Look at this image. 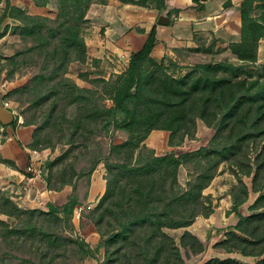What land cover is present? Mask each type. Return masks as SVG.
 Wrapping results in <instances>:
<instances>
[{"label":"trees","instance_id":"16d2710c","mask_svg":"<svg viewBox=\"0 0 264 264\" xmlns=\"http://www.w3.org/2000/svg\"><path fill=\"white\" fill-rule=\"evenodd\" d=\"M49 1L34 0L40 6ZM106 1L55 0L59 9L54 18L27 13L6 1L5 15L20 21L14 29L24 42L12 57L29 56L31 59L22 62L34 67L25 83L4 94V98L17 94L12 98L21 104L18 115L24 118L22 124L34 125L29 149L36 150L41 142L50 146L51 134L43 133L51 127L58 133V140L65 138L70 144L66 152L74 147L81 150L62 167L59 176L50 170L43 176L49 189L60 191L65 185L71 186L61 205L48 202L47 210L23 209L0 190V212L17 219L12 225L0 219V264H63L51 250L59 242L65 246L70 241L83 255H71L64 264H81L85 257L95 256V250L77 235L73 215L77 206L87 208L90 176L100 163L106 171L105 189L96 207L88 211L100 234L99 245L106 251L99 264H185L163 228L187 227L197 215L210 213L205 210L202 190L222 161L231 163L241 174L249 176L253 172L252 189L264 190V81L257 89L252 88L257 80L235 81L242 72L241 65L198 63L180 78L171 76L166 72L164 57L158 61L151 56L157 41L153 25L143 45L131 52L126 70L106 81V96L78 86L66 76L71 58L84 60L86 56L81 26L87 8L93 2ZM120 1L145 5L137 0ZM160 1L157 8L164 5V0ZM258 9L261 16L256 18ZM239 11L240 38L231 42L230 48L241 63L253 62L258 41L264 36V0H242ZM48 99L52 103L46 114L36 120V106ZM73 106L77 112L70 117ZM18 115L3 125L14 129ZM197 118L215 128L212 140L198 150L181 155L171 150L158 155L145 143L152 130L164 129L169 131L168 144L179 145L175 137L187 133ZM118 133L123 137L115 141ZM250 145L257 151L254 169ZM66 155L47 163L49 168L65 161ZM183 157L193 161L195 167L185 186L178 182ZM238 192L243 197L237 198L231 211L237 216L235 226L241 234L228 231L223 241L225 249L259 257L255 264H264V210L244 216L237 205L249 194L247 184L240 181ZM249 208L264 209V192ZM190 238L194 251H199L202 245L187 231L182 244H188ZM205 264L245 263L212 258Z\"/></svg>","mask_w":264,"mask_h":264},{"label":"rangeland","instance_id":"374dc122","mask_svg":"<svg viewBox=\"0 0 264 264\" xmlns=\"http://www.w3.org/2000/svg\"><path fill=\"white\" fill-rule=\"evenodd\" d=\"M6 1H0V102L3 101L4 103L8 101L10 107L14 109L15 116H17L18 111L21 109V104L13 99L17 94H9L8 98H4V94L25 83L29 76H31L34 67L22 62V60L28 61V59H31L29 56H26L28 59L22 55L16 58L12 57L18 49L24 46V42L18 34L17 29H14L17 25H20V21L5 15ZM54 1L50 0L46 5L40 6L36 5L34 0H9L11 4L24 9L27 13L41 14L51 18L56 17L59 9ZM137 2H144L145 5L142 6L156 8L157 10L166 7L157 8L161 2L160 0H137ZM100 8L101 6H89L87 8L81 26L86 45V56L84 60L71 58L65 69V74L78 86L96 89L106 96L109 89V84L106 81L109 82L126 70L131 52L136 51L135 49H139L143 45L153 25L146 24V13L141 12L142 9L137 6H117L114 11ZM260 12V9L256 11V18L261 16ZM175 16H177V12L173 13V22L175 21ZM115 19L118 21H115ZM198 21H201V19ZM183 24V22L179 24V30L176 32L174 30L175 22L172 24L173 29L161 31L158 47H153L154 49L151 51V56H154L158 61L164 57L166 72L169 75L180 78L198 63L224 61L237 67L241 65L239 69L242 72L235 81L242 78H246L248 81L257 80L258 84L252 86L254 89H257L260 83L263 84L264 36L258 41L256 61L241 63L242 61L238 59L237 55L230 48L231 38L229 36L223 35L218 37L212 32L202 30L201 33H198L196 31L194 36L197 37V46L189 47L187 44H184L185 41L187 42V40L191 39V34L190 29ZM168 42H172L171 45H167ZM244 64L245 66H242ZM249 72L251 73L250 76ZM230 74L232 75V73ZM3 87L4 91L2 90ZM8 87L9 89L5 90ZM106 101L110 103L111 100L107 99ZM51 103L52 99H48L36 106V120H41ZM76 109L77 107L73 106V109L69 111L70 117L75 115ZM17 118L18 124L23 125V116L18 115ZM24 126H29L30 129L28 131H31L32 139L34 125ZM52 130L49 127L43 133L51 134L52 140L50 146L41 142V144L36 145L37 153H32L33 150L30 149L33 155V159H30L33 167L25 168L26 174H29V176L26 175L25 181L17 183L8 179L9 177L4 173L0 175V190L9 196L20 208L47 210L48 202L61 205L71 191L70 185H65L58 191L47 188L45 183L42 182L44 180L43 176L49 170L56 176H59L58 174L61 172L62 167L70 160H74L75 154H79L78 150H81L74 147L71 151L66 152L70 144L66 143L65 138L58 140V133ZM116 135L118 137L115 138V141H119L123 137L119 133ZM214 135L215 128L209 126L202 119L197 118L196 123L187 133L180 132L177 134L175 138L179 142V145L172 147L168 144L169 131L164 129L152 130L146 138L145 143L158 155L166 154L171 150H174L176 155H181L184 152L198 150L206 146ZM249 150H251L249 154L250 163L254 169L253 160L257 151L254 150L252 145H250ZM63 153L67 154L65 161L56 162L52 168H49L47 163L61 156ZM181 160L183 162L178 167V182L182 186H185V182L190 176V171L194 170L195 167L194 162L187 159V157H183ZM252 174L253 172L249 176L241 174L228 161L220 162L214 176L202 190L204 200L206 201L204 204L205 210H209L210 213L208 215H197L187 227L163 228V231L171 236L177 245L179 254L185 264H205V262L212 258H232L245 264H255V261L259 257L245 256L238 250L226 251V243H223L228 231L234 230L241 234L235 226L237 216L231 211L234 203H237V198L243 197V194L238 192L240 181L247 184L249 189V194L245 198V201L237 205L242 214L248 216L264 210L263 208H258L257 210L249 208L259 194L264 192V190L255 191L252 189L250 183ZM105 176V167L100 163L90 176L89 191L92 189V195L88 198L87 208L77 206L74 211L73 221L76 226L77 235L95 250V256L89 259L85 257L81 264H99L105 258V247L99 245L100 234L96 231L88 212L90 209L96 207L98 200L104 192L106 184ZM31 177H35V179H30ZM28 179L31 180L29 181L30 183H28ZM54 179L59 180L60 178L56 177ZM24 186H26V189H24ZM30 187L34 189L31 195L29 191ZM38 206H43L44 208ZM0 219L9 222L11 225L17 221L16 218L9 217L1 212ZM42 221L45 223L44 226H48L47 220L42 219ZM53 226L54 224H51L50 227ZM185 231L198 239L202 245L199 251H194L191 246L194 240L191 238L190 240L187 239L186 243L188 244H182L181 238ZM57 246L56 249L53 248L51 250L52 254H58L57 262L68 263L71 255L75 258H80L83 255V251L79 250L77 244L72 241L65 246L59 242Z\"/></svg>","mask_w":264,"mask_h":264},{"label":"crops","instance_id":"0c3cea01","mask_svg":"<svg viewBox=\"0 0 264 264\" xmlns=\"http://www.w3.org/2000/svg\"><path fill=\"white\" fill-rule=\"evenodd\" d=\"M241 1L242 0H164L163 6L166 7L164 9H160L161 11L159 9L157 10L156 8H147L136 3H126L120 0H107L105 3L93 2L90 6H101L100 9L107 8L111 11H114L115 7L117 6L139 7L142 9L141 12L146 13V24H150L151 26L154 24L156 25L157 41L154 48L158 47V41L160 42L161 39V31L173 29L172 24L175 22L174 30L176 32L179 30V24L183 22V25L190 29L191 34V39L183 43L187 44L189 47H195L197 46V37L194 36V34L196 31L201 33L202 30L212 32L218 37L223 35L229 36L231 38V42L238 41L241 31V17L239 11ZM166 11L167 14L169 13L168 23H158V16ZM141 12L139 13L141 14ZM174 12H177V16L174 17L175 21L173 22L172 20ZM200 19L201 21H198ZM115 21L118 20L115 19ZM171 43L172 42H168L167 45H171ZM8 89L9 87L5 90ZM2 90L4 91V87ZM0 103L3 105V101ZM14 118L15 115L13 119ZM28 129H30L29 126H24L18 123L13 129L11 126H4L0 122V175L4 173L9 177L8 179L14 182L16 181L17 183L25 181V168L33 167V164L30 160L33 159V155L28 147L29 142H31V131L29 132ZM30 179H35V177H31ZM30 179H28V183H30ZM42 182L45 183L44 180ZM24 189H26V186H24ZM33 190L34 189L31 187L29 188L30 195ZM91 191L92 189L88 193V198H90L92 195Z\"/></svg>","mask_w":264,"mask_h":264},{"label":"water","instance_id":"95a60500","mask_svg":"<svg viewBox=\"0 0 264 264\" xmlns=\"http://www.w3.org/2000/svg\"><path fill=\"white\" fill-rule=\"evenodd\" d=\"M169 21V15L167 14V11L164 13H161L158 18L157 22L161 24H167ZM14 114L12 111L6 109L1 103H0V122L2 124H8L13 120Z\"/></svg>","mask_w":264,"mask_h":264},{"label":"built area","instance_id":"2783aa9c","mask_svg":"<svg viewBox=\"0 0 264 264\" xmlns=\"http://www.w3.org/2000/svg\"><path fill=\"white\" fill-rule=\"evenodd\" d=\"M3 106H4L6 109L12 111V113L14 114V109H12V108L10 107V104H9L8 101H5V102L3 103ZM14 115H15V114H14ZM19 122H20V120H19ZM32 153H37V152H36V150H33Z\"/></svg>","mask_w":264,"mask_h":264}]
</instances>
